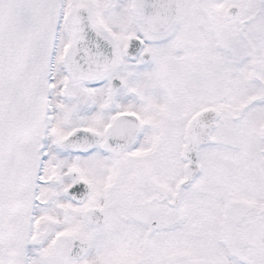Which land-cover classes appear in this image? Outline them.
<instances>
[{
    "label": "snow or ice",
    "instance_id": "6c2138e0",
    "mask_svg": "<svg viewBox=\"0 0 264 264\" xmlns=\"http://www.w3.org/2000/svg\"><path fill=\"white\" fill-rule=\"evenodd\" d=\"M0 264H264V0H0Z\"/></svg>",
    "mask_w": 264,
    "mask_h": 264
}]
</instances>
